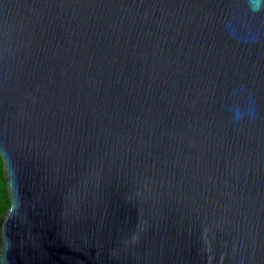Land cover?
Here are the masks:
<instances>
[{
	"label": "water",
	"instance_id": "95a60500",
	"mask_svg": "<svg viewBox=\"0 0 264 264\" xmlns=\"http://www.w3.org/2000/svg\"><path fill=\"white\" fill-rule=\"evenodd\" d=\"M0 264H264V0H0Z\"/></svg>",
	"mask_w": 264,
	"mask_h": 264
},
{
	"label": "trees",
	"instance_id": "16d2710c",
	"mask_svg": "<svg viewBox=\"0 0 264 264\" xmlns=\"http://www.w3.org/2000/svg\"><path fill=\"white\" fill-rule=\"evenodd\" d=\"M10 205L11 202L3 172V160L0 157V216L6 212Z\"/></svg>",
	"mask_w": 264,
	"mask_h": 264
}]
</instances>
